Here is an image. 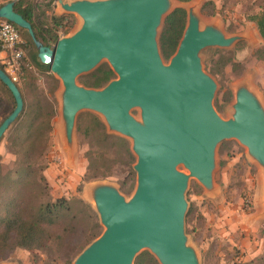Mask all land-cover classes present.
I'll return each instance as SVG.
<instances>
[{
	"label": "water",
	"instance_id": "95a60500",
	"mask_svg": "<svg viewBox=\"0 0 264 264\" xmlns=\"http://www.w3.org/2000/svg\"><path fill=\"white\" fill-rule=\"evenodd\" d=\"M19 1L0 7V19L28 32L40 62L62 82L67 144L73 143L78 115L90 111L102 117L111 133L128 139L136 157L137 185L130 198L108 184L89 189L104 231L73 264H135L144 251L159 264H201L185 228L190 180L213 190L216 150L228 140L245 147L264 173V106L240 85L232 117L222 118L214 107L217 83L202 63L204 50L229 48L238 38L226 37L214 26L202 28L191 10L178 48L166 62L159 29L172 0H56L63 13L77 16L79 25L48 47L15 10ZM104 62L116 78L102 88L79 84L82 75ZM0 81L16 104L0 125L1 142L25 102L1 67ZM136 109L140 119L132 113Z\"/></svg>",
	"mask_w": 264,
	"mask_h": 264
},
{
	"label": "rangeland",
	"instance_id": "374dc122",
	"mask_svg": "<svg viewBox=\"0 0 264 264\" xmlns=\"http://www.w3.org/2000/svg\"><path fill=\"white\" fill-rule=\"evenodd\" d=\"M10 1L0 0V5ZM26 1L36 4L39 7L37 11L45 12L46 22L54 16L66 17L59 29L60 38L76 31L79 25L77 16L63 13L56 0ZM178 8L187 13L186 26L189 12L195 10L202 28L214 26L226 37L238 38L229 48H208L201 54L204 70L217 83L214 107L219 115L224 119L232 117L235 93L240 85H246L264 106V40L256 23L251 20L260 12L257 0H172L171 9L159 29V38L166 18ZM21 36L31 65L24 67L18 83L25 98L24 111L40 107L45 119L53 113L52 131L43 133V138L37 143L36 157L31 162L34 171L28 176L31 182L30 200L35 204L56 202L62 198L69 200L74 204L80 225L89 229L95 222L99 224V237L104 227L94 211L89 189L108 184L115 186L127 198L133 195L137 174L133 168L136 157L131 150V142L111 133L98 114L83 111L77 117L73 143L68 145L62 126V82L50 70L44 71L36 66L38 49L34 48L26 34L21 32ZM93 73L82 75L78 79L79 84L87 87ZM31 74L33 78H29ZM15 106L8 93L0 89V125ZM132 113L140 119L138 109ZM16 125L9 128L0 142V190L9 188L11 180L18 178V170L28 163L23 139L16 135ZM38 125L47 124L40 122ZM180 169L185 170L183 167ZM94 175L97 178H86ZM45 185L48 186L43 188ZM80 199L93 212L76 204L75 201ZM186 199L189 204L186 234L201 264H264V173L247 155L245 147L236 140L221 143L216 150L213 190L207 191L192 178ZM92 213L96 217L90 220ZM47 228L55 239L50 251L31 252L16 248L7 252L0 264H64L66 258H74L88 246L83 250L79 247V233L70 241L60 243L57 238L64 236L63 223ZM144 253L158 263L148 251L138 257Z\"/></svg>",
	"mask_w": 264,
	"mask_h": 264
},
{
	"label": "trees",
	"instance_id": "16d2710c",
	"mask_svg": "<svg viewBox=\"0 0 264 264\" xmlns=\"http://www.w3.org/2000/svg\"><path fill=\"white\" fill-rule=\"evenodd\" d=\"M178 1L189 2L191 0ZM257 3L260 12L252 17L251 20L256 23L258 31L264 40V0H257ZM3 5L2 3L0 6L2 7ZM50 5L51 3H49ZM38 8L36 4L27 3L26 0H21L15 5V10L32 24L37 39L43 45L52 47L60 38L59 29L63 26L66 17L54 16L46 22L44 18L45 12L37 11ZM185 28L186 12L184 9L178 8L166 18L160 39L161 51L166 60L176 52ZM19 30L26 34L35 48L36 46L28 32L20 28ZM35 64L41 70H50L49 65L42 64L39 60H35ZM0 67L3 69L1 65ZM29 78H33V75H29ZM113 78L114 72L108 65L104 64L91 75L87 87L101 88ZM18 87L23 95L22 89L20 86ZM0 89L2 92L8 93L15 103L11 92L1 81ZM52 117L53 113L45 119L41 108L36 107L27 111L25 109L14 123L17 124L16 135L18 138L23 139L28 163L21 170H18L19 176L17 179H10L9 188L0 190V261L5 259L7 252L16 248L31 252L50 251L55 239L53 238V233L47 227L59 226L62 223L64 224V236L57 238L60 243H64L65 240L70 241L73 236L79 233L81 237L77 242H80L79 247H82L83 250L85 246L98 237L99 224L95 222L89 229H85L83 225H80L81 222H78L74 204L69 200L62 198L56 202H42L39 204H35L30 200L29 187L31 182L28 180V176L34 171V166L31 162L36 157L37 143L43 138V133L52 131ZM41 119L42 121H40ZM40 122H45L47 125H38ZM86 178L94 179L97 176H87ZM47 186L45 185L43 188ZM75 202L93 212L83 200L80 199ZM89 217L91 220V217L96 216L92 213V216ZM80 253L81 251L74 258H66L64 264H72ZM135 264L158 263L148 253H144L137 258Z\"/></svg>",
	"mask_w": 264,
	"mask_h": 264
},
{
	"label": "built area",
	"instance_id": "2783aa9c",
	"mask_svg": "<svg viewBox=\"0 0 264 264\" xmlns=\"http://www.w3.org/2000/svg\"><path fill=\"white\" fill-rule=\"evenodd\" d=\"M0 52L3 54V70L18 85L24 67L29 66L30 62L27 60L25 43L19 28L5 19H0Z\"/></svg>",
	"mask_w": 264,
	"mask_h": 264
},
{
	"label": "crops",
	"instance_id": "0c3cea01",
	"mask_svg": "<svg viewBox=\"0 0 264 264\" xmlns=\"http://www.w3.org/2000/svg\"><path fill=\"white\" fill-rule=\"evenodd\" d=\"M2 56H3V54L0 52V60H1Z\"/></svg>",
	"mask_w": 264,
	"mask_h": 264
},
{
	"label": "bare ground",
	"instance_id": "6f19581e",
	"mask_svg": "<svg viewBox=\"0 0 264 264\" xmlns=\"http://www.w3.org/2000/svg\"><path fill=\"white\" fill-rule=\"evenodd\" d=\"M192 13H195V10H192ZM63 126V125H62Z\"/></svg>",
	"mask_w": 264,
	"mask_h": 264
},
{
	"label": "flooded vegetation",
	"instance_id": "af4514ba",
	"mask_svg": "<svg viewBox=\"0 0 264 264\" xmlns=\"http://www.w3.org/2000/svg\"><path fill=\"white\" fill-rule=\"evenodd\" d=\"M192 1V0H191ZM186 12V11H185ZM186 21H187V13H186Z\"/></svg>",
	"mask_w": 264,
	"mask_h": 264
}]
</instances>
